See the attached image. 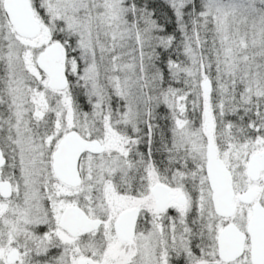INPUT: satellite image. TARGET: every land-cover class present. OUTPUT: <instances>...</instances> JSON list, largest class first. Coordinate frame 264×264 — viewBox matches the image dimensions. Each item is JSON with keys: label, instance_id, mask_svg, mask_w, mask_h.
<instances>
[{"label": "snow or ice", "instance_id": "snow-or-ice-1", "mask_svg": "<svg viewBox=\"0 0 264 264\" xmlns=\"http://www.w3.org/2000/svg\"><path fill=\"white\" fill-rule=\"evenodd\" d=\"M0 264H264V0H0Z\"/></svg>", "mask_w": 264, "mask_h": 264}]
</instances>
